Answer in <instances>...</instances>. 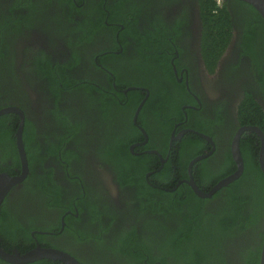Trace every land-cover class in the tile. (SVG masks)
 <instances>
[{
	"label": "flooded vegetation",
	"instance_id": "flooded-vegetation-1",
	"mask_svg": "<svg viewBox=\"0 0 264 264\" xmlns=\"http://www.w3.org/2000/svg\"><path fill=\"white\" fill-rule=\"evenodd\" d=\"M230 11L231 37L211 70L200 0H0V18L19 20L18 27L0 26V110L14 109L0 113V173L22 171L21 121L27 160L0 204V248L40 245L81 264H142L127 250L133 244L121 242L132 233L146 243L138 252L178 264L169 246L160 247L188 213L176 193L189 187L211 199L220 188L199 196L191 182L208 192L217 182L202 189L203 170L224 167L228 158L236 169L235 136L241 155L242 135L255 132L243 128L258 127L239 121L245 93L264 111V64L244 53L242 27ZM132 91L141 96L135 105ZM151 93L163 100L147 103ZM59 118L78 128L69 132ZM161 191L176 192L163 210L152 205L168 196ZM5 224L19 228L15 239L2 234ZM258 224L263 231L264 218ZM238 234L239 242L223 248L227 264H240L241 239L254 245L259 236L255 227Z\"/></svg>",
	"mask_w": 264,
	"mask_h": 264
},
{
	"label": "trees",
	"instance_id": "trees-1",
	"mask_svg": "<svg viewBox=\"0 0 264 264\" xmlns=\"http://www.w3.org/2000/svg\"><path fill=\"white\" fill-rule=\"evenodd\" d=\"M217 1L200 0L203 27L202 47L209 68L212 70L217 57L224 51L230 40L233 26L230 8L236 11L237 21L242 27L244 53L252 58L257 67L261 63L264 64V19L251 4L242 0H221L220 3ZM15 22L18 23L19 20L0 18V26L18 27V25L15 26ZM259 81L263 86L262 97L264 99V71L262 70L259 73ZM129 96L134 97V105L141 97L138 91H132ZM148 99L147 103H152L151 99L163 100V97L159 93H151ZM102 117L103 119L108 117L107 110L103 111ZM238 118L242 125H256L264 132V111L252 93H245L238 106ZM59 121L62 122L61 126L66 127L69 132L78 128V125L72 124L66 118H59ZM259 149L260 142L255 132L245 131L240 141L243 159L242 174L226 186L221 187L212 195L211 199L198 197L186 185V188L181 187L185 188L184 192L176 193L180 188L176 192L173 191L177 194V198L174 200L185 196L188 213L184 219L179 220L182 223L179 227L168 231L167 237L161 241L160 247L169 246L171 253L174 251L173 255H175L178 264H227L228 258L223 255L225 253L223 248L229 243L239 242L240 240L237 238H240L238 237L240 234L238 233L243 234L247 227H255L259 236L256 237L254 245H247L241 239L243 242L241 241L237 252L241 259L240 264H259L260 250L264 240V226H262V231L258 224L264 218V174L258 163ZM228 162L221 168L203 170L197 181L199 186L207 190L220 179L232 173L235 168L234 162L231 158H228ZM123 168L127 169L126 166ZM121 171H123L122 168ZM161 192L170 197L160 195L159 199H155L152 205H157L159 210L168 208L169 201L173 200L171 196L174 194ZM211 201L217 202L215 208H212L213 205H209V211L203 213V207ZM142 203L143 206H146L145 201ZM182 208L173 210L179 211ZM1 232L8 239H15L19 234V228H10L5 224L1 226ZM26 234L29 237L28 233ZM126 241L133 244L132 247L127 246V250H136L137 253H131L132 257L141 261L142 264L154 263L157 258L162 260L161 264H165V255L161 258L156 256V258L149 252L146 254L138 252L139 249L146 248V243L134 240L132 233L130 236L122 237L121 242L126 245ZM183 243L187 246L183 247ZM144 259L146 261H143ZM1 261L0 263L3 264ZM27 264L63 263L51 259H41Z\"/></svg>",
	"mask_w": 264,
	"mask_h": 264
},
{
	"label": "water",
	"instance_id": "water-1",
	"mask_svg": "<svg viewBox=\"0 0 264 264\" xmlns=\"http://www.w3.org/2000/svg\"><path fill=\"white\" fill-rule=\"evenodd\" d=\"M242 1L251 4L257 10V12L261 15V17L264 19V0H242ZM9 110L14 111V109L8 108V109L0 110V113L9 111ZM16 111L19 112L18 110ZM22 128H23V121L19 123L18 129L16 132V143L18 147L20 162L22 165V171L18 175H8L6 173H0V204L2 202L4 195L9 189V187L20 182L26 172L27 160H26V155H25V151L23 148L22 137H21ZM243 129L253 130L261 138L258 163H259V167L261 171L264 174V135H263V132L258 127H255V126H245ZM238 142H239V134L235 136L233 143H232V155H233V159L236 164V169L231 174L220 179L208 192L201 191L200 189L197 188L195 183L191 182V185L193 186L194 191L199 196H210L216 190L234 181L242 174L243 159L241 158V155L239 152ZM199 158L200 157H198L197 159ZM0 259L10 262V263H18V264L29 263V262L39 260V259H51L54 261H60L61 263H64V264H81L77 259H75L72 255L68 254L67 252H64L62 250L55 249V248L42 247L40 245H37L25 252H17V251L7 252L3 250L2 248H0ZM259 264H264V240L262 242V246L260 250Z\"/></svg>",
	"mask_w": 264,
	"mask_h": 264
},
{
	"label": "rangeland",
	"instance_id": "rangeland-1",
	"mask_svg": "<svg viewBox=\"0 0 264 264\" xmlns=\"http://www.w3.org/2000/svg\"><path fill=\"white\" fill-rule=\"evenodd\" d=\"M15 23H16V24H15V26H16V25H17V22H15ZM107 187H108L109 192H111V189H112V188H111V185L109 184Z\"/></svg>",
	"mask_w": 264,
	"mask_h": 264
}]
</instances>
